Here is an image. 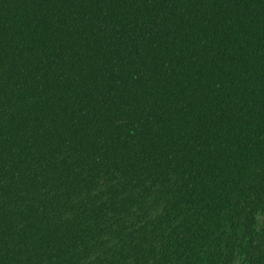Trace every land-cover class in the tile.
Returning a JSON list of instances; mask_svg holds the SVG:
<instances>
[{
    "label": "trees",
    "instance_id": "trees-1",
    "mask_svg": "<svg viewBox=\"0 0 264 264\" xmlns=\"http://www.w3.org/2000/svg\"><path fill=\"white\" fill-rule=\"evenodd\" d=\"M0 264H264V0H0Z\"/></svg>",
    "mask_w": 264,
    "mask_h": 264
}]
</instances>
